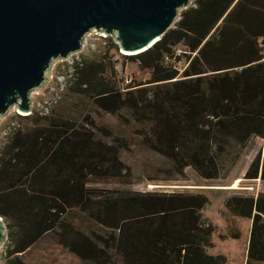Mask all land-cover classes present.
Instances as JSON below:
<instances>
[{
    "label": "trees",
    "instance_id": "trees-1",
    "mask_svg": "<svg viewBox=\"0 0 264 264\" xmlns=\"http://www.w3.org/2000/svg\"><path fill=\"white\" fill-rule=\"evenodd\" d=\"M108 41L82 56L67 89L88 111L57 112L62 99L48 116L17 115L0 140V262L26 264L22 254L55 241L83 264H227L208 252L205 194L126 187L187 181L188 170L222 181L264 141V0H193L150 49L119 54L146 75L125 92ZM247 173L264 183V145ZM224 207L251 221L246 264H264V192Z\"/></svg>",
    "mask_w": 264,
    "mask_h": 264
},
{
    "label": "water",
    "instance_id": "water-1",
    "mask_svg": "<svg viewBox=\"0 0 264 264\" xmlns=\"http://www.w3.org/2000/svg\"><path fill=\"white\" fill-rule=\"evenodd\" d=\"M193 0H0V119L30 113L29 93L92 31L136 56L157 43ZM7 228L0 217V249Z\"/></svg>",
    "mask_w": 264,
    "mask_h": 264
},
{
    "label": "rangeland",
    "instance_id": "rangeland-1",
    "mask_svg": "<svg viewBox=\"0 0 264 264\" xmlns=\"http://www.w3.org/2000/svg\"><path fill=\"white\" fill-rule=\"evenodd\" d=\"M111 39V38H110ZM90 42V39L87 40ZM96 49L105 51L106 48H102L99 40L96 42ZM108 54L112 61H115L117 73L116 84L121 92H125L129 87L138 85L145 81L146 75L141 72L137 64L130 60H125L121 57L118 50L115 48L111 50L109 48ZM65 61V59H63ZM62 60V61H63ZM61 60L56 61L53 66L58 67ZM58 70V69H57ZM126 81L128 83H126ZM68 91L64 94V100L57 106V112L73 115H79L84 111H88L91 105H87L83 99L74 98ZM73 97V98H72ZM100 115H93L95 120L100 119ZM9 117L0 119V127L5 123ZM264 141L262 139H255L247 146L243 156L239 162L235 165L232 173L222 181L211 182L205 181L199 178L193 171H187V181L177 182H157L148 183L143 182L140 178L134 179L127 189L133 191H162V192H192L205 194L210 202L208 206L203 210L202 216L206 220V223L211 224L214 227V234L212 236L213 247L208 250L213 255L221 254L226 257L227 264H246V249L249 238V232L251 228V221L248 219L234 218L232 217L224 207L225 199L233 193L246 192L256 195L260 192H264V183L259 180H252L248 177V167L252 159L263 148ZM235 188H232L233 186ZM238 232L240 234L239 239H233L232 234ZM50 249L49 255L43 257L42 253H37L41 258L46 259V263L55 264H76L71 259H55V251L51 246H43L41 249ZM4 250V245L0 249V254ZM60 261V262H59ZM59 262V263H58Z\"/></svg>",
    "mask_w": 264,
    "mask_h": 264
},
{
    "label": "built area",
    "instance_id": "built-area-1",
    "mask_svg": "<svg viewBox=\"0 0 264 264\" xmlns=\"http://www.w3.org/2000/svg\"><path fill=\"white\" fill-rule=\"evenodd\" d=\"M88 38L90 39V42L87 41ZM109 38L111 37L97 35L95 31L89 32L83 39L80 51L73 53L72 55L67 57L65 61L61 60V62L58 64V67L52 66L49 74V79L46 82L45 87L39 91V94H36L37 90H33L29 93V97L31 99L29 111L30 113L19 115L15 109H12L6 115L7 117H9V119H7L5 123L0 127V140L7 137L14 129L20 126L19 120L16 119L17 115L22 117H45L50 115L54 107H56L58 103L63 99L65 92L75 80V65H81L82 56L89 51H93L96 49L97 40H99L102 48L107 49ZM126 83L128 82L126 81Z\"/></svg>",
    "mask_w": 264,
    "mask_h": 264
},
{
    "label": "crops",
    "instance_id": "crops-1",
    "mask_svg": "<svg viewBox=\"0 0 264 264\" xmlns=\"http://www.w3.org/2000/svg\"><path fill=\"white\" fill-rule=\"evenodd\" d=\"M46 245L51 246L54 249V251H55L54 256H55L56 260L71 258L76 262V264H83L80 259H78L74 255L68 253L66 251V248H64L61 244L53 241L51 243H45L44 244V246H46ZM41 248H43V247H40V249H38V250L36 249L35 251H29L25 254H22L23 255L22 258H23L24 263H26V264H55L54 262L46 263V261H45L46 259L41 258L40 255H37V253H42L43 257L46 254L49 255L48 254L50 252L49 248L48 249L47 248L41 249ZM4 263H6V260H3L0 262V264H4Z\"/></svg>",
    "mask_w": 264,
    "mask_h": 264
},
{
    "label": "bare ground",
    "instance_id": "bare-ground-1",
    "mask_svg": "<svg viewBox=\"0 0 264 264\" xmlns=\"http://www.w3.org/2000/svg\"><path fill=\"white\" fill-rule=\"evenodd\" d=\"M236 186L234 185L232 188H235Z\"/></svg>",
    "mask_w": 264,
    "mask_h": 264
}]
</instances>
